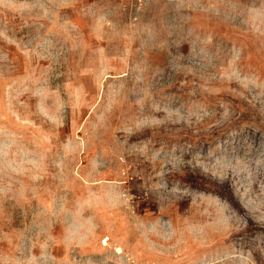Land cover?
Returning <instances> with one entry per match:
<instances>
[{"label":"rangeland","instance_id":"rangeland-1","mask_svg":"<svg viewBox=\"0 0 264 264\" xmlns=\"http://www.w3.org/2000/svg\"><path fill=\"white\" fill-rule=\"evenodd\" d=\"M0 264H264V0H0Z\"/></svg>","mask_w":264,"mask_h":264},{"label":"bare ground","instance_id":"bare-ground-1","mask_svg":"<svg viewBox=\"0 0 264 264\" xmlns=\"http://www.w3.org/2000/svg\"><path fill=\"white\" fill-rule=\"evenodd\" d=\"M119 250V249H118Z\"/></svg>","mask_w":264,"mask_h":264}]
</instances>
